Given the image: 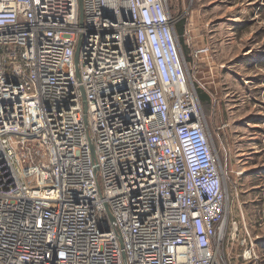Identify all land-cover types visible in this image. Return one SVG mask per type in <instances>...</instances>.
Wrapping results in <instances>:
<instances>
[{
    "label": "built area",
    "instance_id": "2783aa9c",
    "mask_svg": "<svg viewBox=\"0 0 264 264\" xmlns=\"http://www.w3.org/2000/svg\"><path fill=\"white\" fill-rule=\"evenodd\" d=\"M175 26L166 0H0V264H232Z\"/></svg>",
    "mask_w": 264,
    "mask_h": 264
},
{
    "label": "rangeland",
    "instance_id": "374dc122",
    "mask_svg": "<svg viewBox=\"0 0 264 264\" xmlns=\"http://www.w3.org/2000/svg\"><path fill=\"white\" fill-rule=\"evenodd\" d=\"M166 2L171 18L185 24L182 38L175 30L182 41L179 56L184 72L196 92L201 90L209 98L210 104L201 109L228 198L221 246L225 255L220 257L236 264L246 230L245 240L260 257L264 249V0ZM202 49L205 52L196 53Z\"/></svg>",
    "mask_w": 264,
    "mask_h": 264
},
{
    "label": "trees",
    "instance_id": "16d2710c",
    "mask_svg": "<svg viewBox=\"0 0 264 264\" xmlns=\"http://www.w3.org/2000/svg\"><path fill=\"white\" fill-rule=\"evenodd\" d=\"M184 29H185V24H184V22L182 20L179 21V22H176V27H175L176 34L181 36L183 34V32H184ZM181 38H182V36H181ZM179 40H180V42H182L181 39H179ZM184 49L186 51V47H184ZM196 93H197L198 101H199V103H201L202 106L210 104L209 103V98L204 92H202L200 90V91H197Z\"/></svg>",
    "mask_w": 264,
    "mask_h": 264
},
{
    "label": "water",
    "instance_id": "95a60500",
    "mask_svg": "<svg viewBox=\"0 0 264 264\" xmlns=\"http://www.w3.org/2000/svg\"><path fill=\"white\" fill-rule=\"evenodd\" d=\"M80 3H81V0H78V5L80 7ZM75 74L77 75V78H79V74H78V58H77V54H75ZM82 103H83V106H84V112L86 111V106H85V99H84V96L82 98Z\"/></svg>",
    "mask_w": 264,
    "mask_h": 264
},
{
    "label": "bare ground",
    "instance_id": "6f19581e",
    "mask_svg": "<svg viewBox=\"0 0 264 264\" xmlns=\"http://www.w3.org/2000/svg\"><path fill=\"white\" fill-rule=\"evenodd\" d=\"M251 127H252V128H257L258 126H257V125H252Z\"/></svg>",
    "mask_w": 264,
    "mask_h": 264
}]
</instances>
